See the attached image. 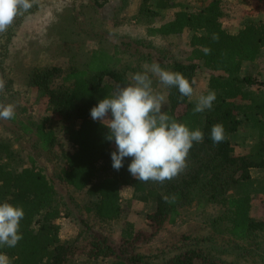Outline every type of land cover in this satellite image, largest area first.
Returning <instances> with one entry per match:
<instances>
[{"label": "trees", "instance_id": "trees-1", "mask_svg": "<svg viewBox=\"0 0 264 264\" xmlns=\"http://www.w3.org/2000/svg\"><path fill=\"white\" fill-rule=\"evenodd\" d=\"M236 1L191 0L189 4L179 0L175 4L174 0H141L132 17L144 23L149 38L189 33L185 60L165 59L159 64L165 70L182 73L192 86L200 65L210 74L209 90L216 93L211 110L194 114L189 97L181 98L176 87H165L162 111L190 130H201L204 140L194 143L187 168L163 184L133 178L128 171L132 157H125L123 167L114 170L111 153L116 145L106 139L108 129L90 116L99 101L132 83L129 68L121 66L115 54L93 49L83 68L71 67L63 75L56 66L28 72L26 86L35 92L36 102L44 103L50 116L40 123L19 121L22 134H34L35 145L53 151L59 141L54 130L45 126L50 119L56 121L70 150H58L62 164L53 175L63 187L83 192L86 201L80 205L83 217L79 218L78 232L71 240L62 241L58 220L66 209L60 208L54 182L32 155L27 156V166L22 164L20 149L12 147L13 138H0V203L7 200L25 213L20 222L23 239L15 248H0L11 264H73L79 256L91 261L109 259V264H240L226 260L231 254L241 263H246L248 257L261 256L258 264H264V218L254 220L250 216L251 193L237 191L239 183L250 179L251 169L264 168V93L255 99L245 89L264 83L257 84L252 77L240 74L244 62H253L264 51V20L248 16L237 31L225 29L222 20ZM252 1L250 13L256 15L264 8V0ZM170 8L175 9L172 18L153 22ZM13 24L0 33V70ZM213 34L218 40L212 39ZM205 48L211 49L210 54H205ZM240 114L258 129V141L248 155L233 153L229 140L239 128ZM217 123L223 125L225 139L214 144L211 129ZM124 186L131 189L135 199L153 204L147 220L149 230H134L127 223L118 240H113L100 224L120 219V190ZM166 195H175V202H165ZM62 206L66 207L64 203ZM207 206L217 207L219 212L204 221L207 233L172 234L154 252L148 251L165 225L179 220L183 209L205 211ZM89 216L94 221H89Z\"/></svg>", "mask_w": 264, "mask_h": 264}, {"label": "rangeland", "instance_id": "rangeland-1", "mask_svg": "<svg viewBox=\"0 0 264 264\" xmlns=\"http://www.w3.org/2000/svg\"><path fill=\"white\" fill-rule=\"evenodd\" d=\"M178 1L174 0L175 4ZM186 1L191 3V0ZM140 2L141 0H34L32 7L17 20L16 24H13L0 77L6 81L5 92L2 93L3 103L14 104L16 115L11 120L0 119V138H13L12 147L20 149L22 164L27 166L29 164L27 156L32 155L36 165L54 182L61 203L60 208L66 209L58 220L59 236L62 241L71 240L78 232L79 218L83 217L80 205L86 201V197L83 192H74L60 185L53 175L62 164L57 156L58 150H70L65 134L55 120L50 119L45 126L54 130L59 141L53 151L43 150L35 145L34 134H22L19 121L31 120L40 123L44 117L50 116L45 111L44 103L36 102L35 92L26 86L27 75L31 69L44 66L59 67L62 75L71 67L83 68L93 49L115 54L120 59L121 66L129 68L127 72L130 77L137 72H143L145 64L163 63L165 59L184 61L189 53L190 34L156 39L147 37L144 23L132 20L137 14ZM235 4L233 9L229 10L228 16L222 20L223 27L231 32L241 28L244 21L249 18L246 6H241L245 1L237 0ZM173 10L175 9L170 8L162 11L161 16L154 18L153 22L169 20L172 18ZM254 19L263 20L264 12ZM240 74L252 77L257 84L264 83V52L253 62H244ZM149 75L153 80L154 92L165 95V86L157 77L151 73ZM209 78V72L199 65L193 79L194 93L189 98L194 107L199 96L207 95L210 91ZM259 85L247 86L245 89L250 91L252 97L258 99L264 93V85ZM239 121L238 130L230 135L229 140L233 144H231L233 153L248 155L258 141V129L243 114L239 115ZM237 191L251 193L252 218L256 219L257 216L264 218V168L251 169L250 179L239 183ZM120 194V219L100 224L113 240H118L127 223H130L134 230L148 231V215L153 209L151 202L135 199L129 187H122ZM62 203L66 207L63 208ZM181 213V217L174 225H165L148 251L154 252L172 234L207 233L204 221L219 212L217 207L207 206L205 211L185 208ZM88 219L93 220L91 216ZM203 224L205 227H202V230ZM260 259L261 256H252L245 262L258 264ZM226 260L246 264L241 263L232 254L228 255ZM72 263L109 264L110 260L91 261L79 256Z\"/></svg>", "mask_w": 264, "mask_h": 264}, {"label": "clouds", "instance_id": "clouds-1", "mask_svg": "<svg viewBox=\"0 0 264 264\" xmlns=\"http://www.w3.org/2000/svg\"><path fill=\"white\" fill-rule=\"evenodd\" d=\"M32 7V0H0V33L7 31L17 16L23 15ZM156 39V38H153ZM213 40L218 36L213 34ZM205 54L211 49L205 48ZM152 76L166 88L176 87L183 97H192V83L182 73L165 70L159 63L144 65L143 72L132 75L127 86L120 87L111 96L98 102L90 110L93 121H99L108 129L106 139L114 141L116 150L111 153L112 167L119 171L125 157H132L128 165L129 173L137 181L163 184L171 181L187 168V157L194 143H202L204 133L190 130L162 111L165 95L155 93ZM6 81L0 77V94L5 92ZM216 93L210 90L207 95L199 96L193 113L211 110ZM16 115L14 104L0 103V119L11 120ZM211 139L218 144L225 139L222 124L211 129ZM165 202H175L176 196H164ZM24 210L7 200L0 203V248H15L23 239L20 222ZM0 264H11L10 258L0 252Z\"/></svg>", "mask_w": 264, "mask_h": 264}, {"label": "crops", "instance_id": "crops-1", "mask_svg": "<svg viewBox=\"0 0 264 264\" xmlns=\"http://www.w3.org/2000/svg\"><path fill=\"white\" fill-rule=\"evenodd\" d=\"M245 1V4H243V5H241L242 7H245L246 6V10L247 11H249V13L252 11V9H253V1L252 0H244ZM242 2V1H241ZM261 12H264V8H262L261 10H260V12L258 13V14H256V15H251V13L249 14V17H258V15L261 13ZM264 20V19H263ZM262 52H264V51H260V53H259V56L262 54ZM252 124V123H251ZM255 126V125H254ZM231 144H232V142H231ZM233 145V144H232ZM233 148V147H232ZM250 174H251V171H250ZM252 203H253V197H252V199H251V209H250V216L252 217V215H251V212H252ZM254 219V218H253ZM260 219H263V218H261V216H257L256 217V219H254V220H260Z\"/></svg>", "mask_w": 264, "mask_h": 264}]
</instances>
